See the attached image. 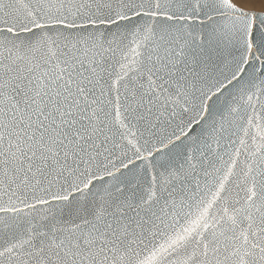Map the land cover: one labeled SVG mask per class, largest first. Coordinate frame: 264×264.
Here are the masks:
<instances>
[{"label": "snow or ice", "instance_id": "1", "mask_svg": "<svg viewBox=\"0 0 264 264\" xmlns=\"http://www.w3.org/2000/svg\"><path fill=\"white\" fill-rule=\"evenodd\" d=\"M0 264H264V0H0Z\"/></svg>", "mask_w": 264, "mask_h": 264}]
</instances>
